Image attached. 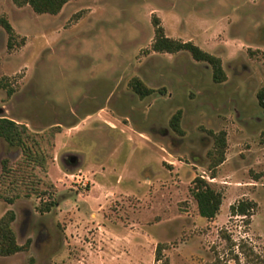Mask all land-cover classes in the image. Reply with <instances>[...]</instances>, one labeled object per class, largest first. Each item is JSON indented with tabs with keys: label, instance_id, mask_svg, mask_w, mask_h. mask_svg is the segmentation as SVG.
I'll return each instance as SVG.
<instances>
[{
	"label": "rangeland",
	"instance_id": "rangeland-1",
	"mask_svg": "<svg viewBox=\"0 0 264 264\" xmlns=\"http://www.w3.org/2000/svg\"><path fill=\"white\" fill-rule=\"evenodd\" d=\"M154 16L220 57L227 79L188 51H153ZM0 17L17 34L9 49L0 25V115L60 129L43 141L44 167L0 138V217L13 210L28 244L0 264H261L264 0H69L57 14L0 0ZM133 77L155 91L140 98ZM177 110L183 134L170 127ZM210 130L227 141L215 177ZM198 175L223 193L213 219L191 194ZM241 199L257 203L248 224L230 214Z\"/></svg>",
	"mask_w": 264,
	"mask_h": 264
},
{
	"label": "trees",
	"instance_id": "trees-1",
	"mask_svg": "<svg viewBox=\"0 0 264 264\" xmlns=\"http://www.w3.org/2000/svg\"><path fill=\"white\" fill-rule=\"evenodd\" d=\"M17 6L29 5L36 13H49L57 14L61 11L62 7L69 0H12ZM154 38L151 44V49L156 52H169L175 53L179 51H188L193 59L207 63L212 70V78L217 83H222L227 79L226 73L222 67L220 57L202 49L200 46L192 42L191 40L183 41L169 37L165 34L164 27L160 23V19L154 16ZM0 25L7 34V47L13 48L14 39L16 33L11 23L3 17H0ZM129 86L135 94L140 98L152 94L155 90L152 87L146 85L142 80L137 77H133L129 81ZM10 93V89L8 90ZM161 93H164V89H160ZM259 103L264 106V89H260L257 93ZM181 122V110H177L170 118V127L178 134H183V130L180 125ZM60 131L57 126H52L44 133H38L31 131L28 126L23 122H18L13 118L6 115H0V138H3L8 144L17 146L21 149L23 154V161L27 166L44 167L46 162V154L43 148L44 139H51ZM213 137V146L208 150L207 155L209 158V170L211 177L216 176V168L224 161L225 151L227 147L226 132L220 130L218 132L211 131ZM7 160H3V175H8L11 172V168L7 164ZM259 176H256L258 178ZM191 194L193 195L198 213L200 216L207 219H213L216 217L220 210V206L223 199V193L212 187L211 183L202 176H195L190 186ZM39 193L45 194V191ZM20 193L16 192L12 196L7 194H1L5 200L12 203L16 197H19ZM54 203L52 201L46 203L41 210H49L50 206ZM257 203L252 199H241L237 202L230 204V214L232 216H241L247 224L250 222V217L253 215ZM16 214L13 210H7L0 217V255L9 256L19 251L27 249L28 244H20L17 241L16 234L12 228V222L15 220ZM228 240H231L227 236ZM162 244H158L156 248V259L162 260ZM258 261L264 264V259L258 257ZM161 264H169L167 259L162 260Z\"/></svg>",
	"mask_w": 264,
	"mask_h": 264
},
{
	"label": "flooded vegetation",
	"instance_id": "flooded-vegetation-1",
	"mask_svg": "<svg viewBox=\"0 0 264 264\" xmlns=\"http://www.w3.org/2000/svg\"><path fill=\"white\" fill-rule=\"evenodd\" d=\"M110 97H111V96H110ZM110 97H109V98H110ZM109 98H108V99H109Z\"/></svg>",
	"mask_w": 264,
	"mask_h": 264
}]
</instances>
